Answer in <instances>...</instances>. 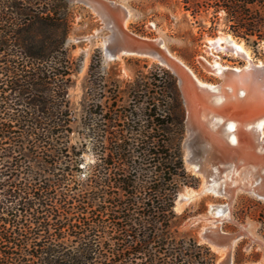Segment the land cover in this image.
Segmentation results:
<instances>
[{
    "label": "trees",
    "instance_id": "trees-1",
    "mask_svg": "<svg viewBox=\"0 0 264 264\" xmlns=\"http://www.w3.org/2000/svg\"><path fill=\"white\" fill-rule=\"evenodd\" d=\"M60 2L0 0V264H214L209 246L173 230L188 176L170 138L182 136L183 122L168 71L147 85L145 120L131 114L127 137L114 134L112 119L83 125L97 141L95 161L82 165L86 143H71ZM182 2L194 18L212 10L210 30L222 13L232 37L253 48L264 40V0ZM34 23L51 37L33 34Z\"/></svg>",
    "mask_w": 264,
    "mask_h": 264
},
{
    "label": "rangeland",
    "instance_id": "rangeland-1",
    "mask_svg": "<svg viewBox=\"0 0 264 264\" xmlns=\"http://www.w3.org/2000/svg\"><path fill=\"white\" fill-rule=\"evenodd\" d=\"M50 1L52 0H48ZM116 1L129 12L128 31L146 37H161L167 50L204 83L216 85L220 81L215 69L210 66L214 61L230 67H242L246 64V60L240 55L230 51H216L211 45L209 46V40L229 35L224 31L222 13L219 14L220 20L216 24V30L213 31L209 29L212 10L208 14L202 13L194 18L191 11L186 10L182 0ZM60 3L62 4L61 18L67 24L65 35H61V27L58 35L63 37L60 51L65 53L68 61L67 68H63L62 71L69 74L67 102L71 110L70 120L73 126L71 143H86L82 165L95 161L96 154L93 146L97 141V136L90 134L83 125L91 124L92 127L96 124L104 125L106 121L112 119L117 125L114 128V134L119 138L122 135L127 137L123 125L131 119V114H135V119L141 122L145 120L143 112L145 99L141 96L148 90L147 85L160 72L168 71L176 80L181 108V114L179 112L178 116L182 117L183 122L182 136L176 131L170 138L174 146L178 143L183 166L188 176V183L179 188L175 199L174 211L177 219L173 230L179 237L193 239L199 244L209 246L217 257L214 264H221L226 261L227 256L204 239L201 236V230L204 226H210L211 218L207 216L210 203H229L234 223L223 221L219 224L217 232L238 237L228 256L230 262L232 264H264V202L262 200L248 191L235 190L230 201L225 198L214 199L207 194L178 204L179 195L186 191H198L203 185L204 178L202 174L194 171L186 160L187 114L175 75L165 65L158 61H150L148 58L122 56L120 59H107L103 42L110 31L101 19L81 4L69 3L67 0H61ZM47 15H49L48 11L44 16ZM31 31L33 34L44 32L48 36L53 33V29L37 23L32 25ZM234 39L243 43L252 63L264 65V40L253 48L242 39ZM48 59L50 61L52 57ZM137 86L140 87L138 97L132 92V89ZM191 149L197 160L202 161L197 153L199 146L193 140ZM223 166L226 165L216 164L218 171L223 170ZM240 169L238 170L241 173L249 170ZM216 171L211 167L209 173L214 175ZM225 173L223 170L219 175L220 180Z\"/></svg>",
    "mask_w": 264,
    "mask_h": 264
},
{
    "label": "bare ground",
    "instance_id": "bare-ground-1",
    "mask_svg": "<svg viewBox=\"0 0 264 264\" xmlns=\"http://www.w3.org/2000/svg\"><path fill=\"white\" fill-rule=\"evenodd\" d=\"M112 1L116 10L110 9V13L107 17L112 24L113 35L112 38L107 36L103 42V48L107 59H120L122 56L143 57L137 54L124 52L114 53L110 50L109 46L112 43V39L115 37L118 40H122L124 33L128 32L127 24L129 18V12L127 9L118 1ZM90 10L99 18L100 14L102 15V13L99 14L92 8H90ZM222 36L217 37L214 40H209V46L211 45L214 49H216V51H230L234 54L242 56L246 60V64L244 65L245 68H249L252 64H254L251 62L243 43L237 42L231 35ZM143 58H148L150 61H158L172 72H177V68L183 67L191 76V81H182L184 102L187 111L186 128L188 133L187 140L185 141V154L188 164L194 171L203 175L204 181L202 183V187L198 191L192 190L180 194L178 204L182 201H190L207 194H210L214 199L225 198L230 201L235 190L248 191L257 199L264 202V197L257 191L260 187V183L253 177L251 174L252 171L249 172V170H247V173H241L240 168H249L244 164L235 165L233 163V158L236 156L242 157L245 160H249V158L257 159V161L264 164V157L263 155H260L264 150V119L256 120L249 112L244 114L237 113V115L229 114L232 105L235 103L233 99L229 102L230 104L226 105L227 108H224V111H222V107L224 106L222 105V102L224 99L221 88L199 80L194 75L192 70H190L181 60L173 56L165 46L163 47V52L159 55ZM258 65L260 67H264L261 63H258ZM210 66L213 67L212 69H215V72L219 77L223 75L226 70H240L239 67L224 66L216 61H214ZM194 81L197 86L200 88H208L212 93L208 94L203 91L199 93V91L194 90ZM229 90L234 93V88H229ZM243 118L250 120V122L245 125L234 122L235 119L241 120ZM192 140L199 146L197 153L201 157L202 161L197 160L194 151L191 149ZM218 163L226 165L223 166V170L226 173L221 180L219 179V175L223 170L218 171V168H216V164ZM211 167H213L214 170H217L214 175L209 173ZM238 169H240V171ZM207 211V216L209 215L211 218L210 226L203 227L201 230V236L213 247L217 248V246L212 244L207 237L211 235L215 237L227 236L225 233L224 235L218 233L217 230L219 229V224L223 221L234 223L230 204L210 203L209 210ZM235 241L236 239L233 237L229 246L219 248L222 250L223 254L227 256L226 261H228V264H230V258H228V256Z\"/></svg>",
    "mask_w": 264,
    "mask_h": 264
},
{
    "label": "water",
    "instance_id": "water-1",
    "mask_svg": "<svg viewBox=\"0 0 264 264\" xmlns=\"http://www.w3.org/2000/svg\"><path fill=\"white\" fill-rule=\"evenodd\" d=\"M69 3H78L87 8H92L100 14V19L104 26L110 31L109 37L112 38V24L107 17L110 13V9H115L112 0H67ZM116 10V9H115ZM121 43V44H120ZM165 46L164 40L161 37H146L142 35L134 34L130 31L125 32L122 40H118L114 37L112 43L109 46L110 50L114 53L124 52L130 54H137L143 57L159 55L163 52ZM177 72H172L176 79L178 88L180 90L183 104L184 102V91L182 88L183 80H190L191 76L183 67L177 68ZM240 70L231 69L226 70L223 75L220 76V81L216 84L223 91V109L227 108V104L233 99V105L229 114L237 115V113H251L256 120L264 119V67H260L258 64H252L249 68L245 66L239 67ZM194 90L201 91L211 94L212 92L208 88H200L194 81ZM229 88H234V93L230 92ZM235 97V98H234ZM186 109V107H185ZM187 114V111H186ZM234 122L237 124L245 125L250 120L247 119H235ZM264 157V150L260 154ZM233 163L235 165L244 164L249 168V172L252 171V175L260 183L258 193L264 197V164L257 161V159L249 158L245 160L242 157H234ZM207 239L217 248L227 247L230 245L233 236H208ZM237 240L238 237H235ZM221 264H228V261H224ZM230 264H232L230 262Z\"/></svg>",
    "mask_w": 264,
    "mask_h": 264
}]
</instances>
